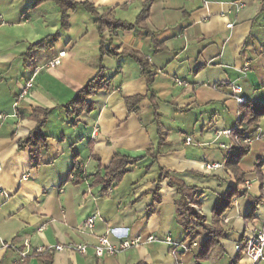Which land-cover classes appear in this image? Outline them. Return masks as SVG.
Listing matches in <instances>:
<instances>
[{
	"label": "crops",
	"instance_id": "0c3cea01",
	"mask_svg": "<svg viewBox=\"0 0 264 264\" xmlns=\"http://www.w3.org/2000/svg\"><path fill=\"white\" fill-rule=\"evenodd\" d=\"M33 1L0 0V264H40L35 249L69 243L86 244V253L52 251L53 264L235 259L236 244L253 232L264 233V116L240 162L244 183L249 182L246 194L222 215L225 237L209 262H195L197 245L191 250L180 245L185 231L176 219L177 189L162 174L197 190L201 212L211 224L213 208L235 186L224 168L233 146L225 132L236 128L240 115L232 85L240 86L246 102L264 103V0H75L90 4L99 16L109 14L133 26L101 34L94 15L82 7L70 11L62 27V14L52 1L36 6ZM54 35L51 47L30 49ZM124 51L139 55L145 70ZM60 52L65 54L57 67L33 74ZM100 67L110 88L89 96L93 109L75 119L66 105ZM30 79L32 86L20 97ZM151 96L166 131L155 160L147 156L159 142ZM133 97H140L135 110L126 103ZM35 110H48L41 129L47 148L37 163L29 147L19 148L36 127V117H42ZM115 155L140 160L101 195L103 185L93 184L94 175H105ZM74 161L87 175L77 185L68 180ZM92 215L90 233L82 223ZM108 228L114 243L137 237L143 243L98 258L93 246ZM150 236L159 240L146 241ZM168 236L179 244L175 255L163 241ZM22 251H27L24 259ZM239 257L250 263L244 252Z\"/></svg>",
	"mask_w": 264,
	"mask_h": 264
},
{
	"label": "trees",
	"instance_id": "16d2710c",
	"mask_svg": "<svg viewBox=\"0 0 264 264\" xmlns=\"http://www.w3.org/2000/svg\"><path fill=\"white\" fill-rule=\"evenodd\" d=\"M45 1H52L60 10L62 14V27L67 26L68 13L75 10L78 7L90 12L94 15V23L97 26L99 33L103 29L109 28L110 30L116 29H132L133 26L129 24L120 23L114 21L109 14L97 15L94 8L87 3H77L75 0H34V5L41 4ZM145 15V14H144ZM143 17V15H142ZM56 36H51L44 40H41L35 45H32L30 49L37 47H51L53 42L56 40ZM124 54L135 59L142 68L145 70V62L132 51H124ZM29 56L24 57L25 62ZM103 67H100L96 72L95 76L86 83L83 88L76 94V96L66 105L69 112L75 114V119L81 113L90 112L93 109L92 103L88 100L96 91L104 90L107 91L110 88L109 79L104 76ZM148 86L152 82V77L147 75ZM140 97H133L126 99L128 107L131 109L139 102ZM150 103L154 111L153 121L156 123L158 128L159 142L154 152H148L147 156L152 160L156 159V154L159 152L162 142L166 139V131L163 129L160 122V115L156 112V104L154 97H150ZM133 110H135L133 108ZM240 115L238 117V125L234 130L231 131V140L233 146L230 147L228 153L225 156L224 168L228 170L234 177L235 186L231 187L223 197L219 199V202L215 205L212 210L211 224L206 222V217L201 212L200 195L197 190L193 187L184 185L181 181L172 178L169 175L162 174L168 178L169 184L175 186L177 189L178 198L175 201L176 219L179 225L185 231L184 241L181 243L186 246V250H191L195 243L197 249L193 251V258L196 263L207 261L210 258L212 250L218 249L221 251V240L225 237V228L222 224L221 217L225 211L231 208L234 204V199L237 196L246 194V187L244 184V172L240 167V162L249 152L250 144L243 143L242 139L253 137L258 129V123L262 116H264V103L258 102H243L240 104ZM34 113H41L42 117L37 118L36 116V127L29 133V135L19 142V148L29 147L31 161L37 163L40 158L41 150L47 148V137L42 132V126L46 121L45 115L48 110H35ZM235 138L238 142H235ZM140 159H134L121 155H115L110 167L106 170L105 175L96 173L94 175L95 185H103L101 189V195H106L107 192L114 186L115 183L119 182L122 176L127 172L129 165L135 164ZM87 178V175L83 173L81 167H75L73 164L72 169L68 175V180L74 184H80ZM243 186V187H242ZM254 208L252 209V211ZM248 217H251L248 215ZM195 245V246H196ZM245 244H240L237 257L232 261V264H236L239 261L241 254L244 252ZM52 251H45L43 253H37V256H41L40 264H53ZM26 258V257H25ZM139 264V263H138Z\"/></svg>",
	"mask_w": 264,
	"mask_h": 264
},
{
	"label": "built area",
	"instance_id": "2783aa9c",
	"mask_svg": "<svg viewBox=\"0 0 264 264\" xmlns=\"http://www.w3.org/2000/svg\"><path fill=\"white\" fill-rule=\"evenodd\" d=\"M235 6L237 7V10L242 8L241 3H235ZM232 25L231 23L227 25L228 28H230ZM65 52H60L57 54L56 57L51 59L50 61L46 62L43 65H38L34 68V75L42 69L45 68H55L60 64V61L62 57L64 56ZM176 84L178 85H183L185 84V81L180 80V79H175ZM32 86V79H30L26 84L25 87L21 91V96L26 95L28 92L29 88ZM232 93L235 95L236 102L238 104H242L245 102V98L240 95L241 94V88L240 86H235L232 85ZM225 134H229L231 137V132H225ZM255 138V135L253 137H248L245 139H242L243 143L250 144L252 143L253 139ZM187 143L189 144L191 142V138L186 139ZM235 142H238V139L235 138ZM227 147V146H225ZM229 146L228 148H230ZM75 167H81V164L79 162H75ZM214 165H207L206 168L210 169L213 168ZM2 169V165L0 162V171ZM245 187L249 184V182H245ZM0 194H4L3 191L0 189ZM95 220H96V215L89 216L85 219V221L82 223V228L83 230L92 233L94 231V226H95ZM114 235V231L110 228H108L105 233L97 238V243L93 246V253L96 257L102 258L104 256H114L117 253L124 251L132 246H137L140 243H143V241L137 237L132 240L128 239H120L119 242L114 243L110 240V236ZM159 239L156 237H148L146 241H158ZM164 242L172 245V253L175 255L176 254V248L179 246L176 243L173 242L171 237H165L163 240ZM245 244V249H244V254L245 256L249 259V264H264V233L262 231H256L251 233V235L246 239L244 242ZM184 250H186V246L183 244H180ZM196 244L194 243L193 246ZM26 249H29V244H25ZM236 251H239L240 245L236 244L235 245ZM44 250V251H43ZM63 250H73L76 251L80 254H85L87 251V245L86 244H77V243H69L67 245H55V246H47L45 248H37L35 249V253H42L45 251H63ZM21 258H25L27 255V251H22L20 253Z\"/></svg>",
	"mask_w": 264,
	"mask_h": 264
},
{
	"label": "rangeland",
	"instance_id": "374dc122",
	"mask_svg": "<svg viewBox=\"0 0 264 264\" xmlns=\"http://www.w3.org/2000/svg\"><path fill=\"white\" fill-rule=\"evenodd\" d=\"M74 11V10H73ZM104 69V68H103ZM104 71V76L106 77V72H105V69L103 70ZM76 161H74V163H75ZM218 250V249H217ZM214 250H212V252H213ZM212 254V253H211ZM211 256L212 255H210V258H211ZM209 258V259H210ZM234 259H231L230 257H226V256H224V257H222V258H220V259H215V260H213V261H211V263L210 264H213V263H215V264H232V261H233ZM210 260H207V262H209ZM206 261H202V263H205ZM201 263V262H200ZM236 264H247L245 261H238L237 260V262H236Z\"/></svg>",
	"mask_w": 264,
	"mask_h": 264
}]
</instances>
